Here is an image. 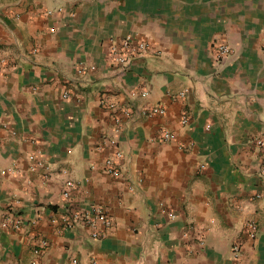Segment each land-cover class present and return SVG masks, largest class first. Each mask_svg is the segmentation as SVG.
Masks as SVG:
<instances>
[{"label": "crops", "instance_id": "1", "mask_svg": "<svg viewBox=\"0 0 264 264\" xmlns=\"http://www.w3.org/2000/svg\"><path fill=\"white\" fill-rule=\"evenodd\" d=\"M259 139L264 0H0V264H264Z\"/></svg>", "mask_w": 264, "mask_h": 264}, {"label": "built area", "instance_id": "2", "mask_svg": "<svg viewBox=\"0 0 264 264\" xmlns=\"http://www.w3.org/2000/svg\"><path fill=\"white\" fill-rule=\"evenodd\" d=\"M49 13H52L50 10ZM149 41L145 39L141 40H134L131 36H128L124 38L120 44L115 45L112 49V54L114 59L122 64H129L131 60L138 54V53H144L149 48ZM232 51V48L227 43H220L217 46V57L222 58L224 56H227ZM65 96L69 95V91H65ZM155 110H161L160 108H156ZM187 119L184 118V121ZM174 136V133L170 130H165L163 133V138L165 140H169ZM259 145L262 147V154L264 156V140L259 139L258 140ZM117 155H121L120 150H117ZM107 169L113 174H119L120 169L118 166L114 164V161L109 159L107 160ZM261 172L264 174V164L261 166ZM75 182L72 180L67 181V189L63 192V195L66 198L70 197V188L75 186ZM74 216V217H72ZM77 219L78 221L81 220L82 222L90 223V224H96L97 221H102L105 225L111 226L112 225V219L108 216L106 210L101 206H92L89 210H86L84 212H74L71 215H68L65 217V220L69 226H72V219ZM12 224L14 227H19L21 224V221L16 218H10L5 222V225ZM247 227L249 228V234L250 236H255L258 232L257 224L254 221L247 222ZM93 235L96 237L98 236V232H94ZM42 245H46V240H41ZM37 252L39 251V248L35 249ZM234 251L236 255L239 254L240 247L238 245L234 246ZM76 262V260H74Z\"/></svg>", "mask_w": 264, "mask_h": 264}]
</instances>
